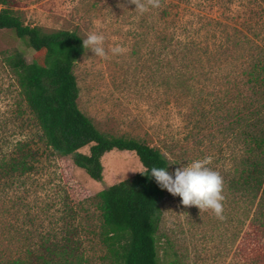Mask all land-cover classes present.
<instances>
[{
  "label": "rangeland",
  "instance_id": "374dc122",
  "mask_svg": "<svg viewBox=\"0 0 264 264\" xmlns=\"http://www.w3.org/2000/svg\"><path fill=\"white\" fill-rule=\"evenodd\" d=\"M9 1L24 25L74 31L82 40L96 31L105 36L106 49H127L107 60L85 49L73 67L78 107L98 131L158 147L171 174L212 158L209 167L224 182V219L185 207L166 190L157 233L161 263L247 264L239 257L247 222L239 230L229 189L239 141L230 134L227 114L236 105L235 83L264 46V0H161V7L143 14L128 0ZM173 35L186 43L189 57L188 86L177 92L171 79ZM164 36L168 40L160 42ZM13 53L27 62L35 55L14 31L0 29V161L24 158L31 166L24 174L0 172V261L39 253L45 240H66L83 264H102L97 194L142 167L133 153L112 151L102 157L103 176L96 182L69 157L54 154L6 65Z\"/></svg>",
  "mask_w": 264,
  "mask_h": 264
},
{
  "label": "trees",
  "instance_id": "16d2710c",
  "mask_svg": "<svg viewBox=\"0 0 264 264\" xmlns=\"http://www.w3.org/2000/svg\"><path fill=\"white\" fill-rule=\"evenodd\" d=\"M0 29L14 31L34 51L31 62L20 53H13L7 57L6 65L15 77L21 101L54 154L69 157L75 167L96 182L103 176L102 157L112 151L133 153L142 167L140 172L97 194L100 216L97 237L105 250L102 264H163L157 233L166 190L159 187L150 171L153 166L169 171L166 156L158 147L138 139L101 133L81 112L73 67L85 49L76 32H45L24 25L9 0H0ZM166 39L164 36L159 41ZM170 43L176 66L171 78L173 89L183 91L188 86L185 80L188 48L174 35L169 38ZM261 49L242 72V79L235 83L236 105L227 114L230 134L239 141L238 166L229 189L239 212V230L247 222L248 230L242 234L239 248V257L247 264H264V46ZM30 170L24 158L0 161L3 175ZM0 264H83V256L69 241L58 244L45 240L39 253L29 251L24 257Z\"/></svg>",
  "mask_w": 264,
  "mask_h": 264
},
{
  "label": "clouds",
  "instance_id": "9594fccd",
  "mask_svg": "<svg viewBox=\"0 0 264 264\" xmlns=\"http://www.w3.org/2000/svg\"><path fill=\"white\" fill-rule=\"evenodd\" d=\"M128 3L135 5V11L140 14L161 7V0H128ZM105 39L100 32H90L83 40V48L104 60L109 59L110 55L118 56L127 52V49L121 45L106 49ZM211 163L212 158L206 156L177 168L174 174L169 173L165 167L153 166L150 176L155 178L162 190L180 197L183 206H195L201 212L211 210L218 219H224V182L219 172L209 167Z\"/></svg>",
  "mask_w": 264,
  "mask_h": 264
}]
</instances>
